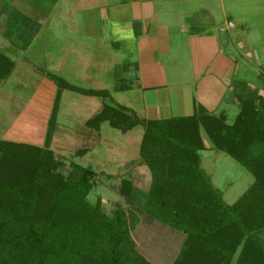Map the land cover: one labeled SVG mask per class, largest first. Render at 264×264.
Segmentation results:
<instances>
[{
    "label": "trees",
    "instance_id": "trees-1",
    "mask_svg": "<svg viewBox=\"0 0 264 264\" xmlns=\"http://www.w3.org/2000/svg\"><path fill=\"white\" fill-rule=\"evenodd\" d=\"M13 68V61L0 52V81ZM51 78L58 92L44 146L0 140V264H151L133 238L144 218L185 238L170 264H264L263 97L235 95L239 112L232 124L224 114L206 111L145 120L107 104L105 90L80 89ZM60 90L104 100L83 128L96 137L103 123L123 134L142 127L139 157L150 174L147 192L121 177L115 192L126 206L117 203L107 214L99 197L95 203L87 199L96 172L70 163L64 174L63 163L49 148ZM201 130L216 151L253 177L231 205L201 167ZM90 150L80 146L74 154L82 157Z\"/></svg>",
    "mask_w": 264,
    "mask_h": 264
},
{
    "label": "rangeland",
    "instance_id": "rangeland-1",
    "mask_svg": "<svg viewBox=\"0 0 264 264\" xmlns=\"http://www.w3.org/2000/svg\"><path fill=\"white\" fill-rule=\"evenodd\" d=\"M12 1L10 3L14 6L19 4L17 0ZM62 1L66 3L68 12L65 13L66 9L60 4L55 7L34 38L33 35L31 39L25 35L27 41H18L11 30L8 38L3 39L0 35V52L14 63L10 76L0 81V140L44 146L48 122L58 92L57 83L52 80V76L80 89L107 91L110 96L105 102L113 107L118 105L116 102H122L120 94L113 90L109 73L101 74L96 79L94 76L96 58L102 57L107 51L105 52L101 41L103 30L100 29L101 22L97 11H84L85 8H82L93 0ZM5 2L8 3V0ZM21 9L26 11L24 6ZM239 26L242 27L237 28V33H246L247 41L241 43L239 48L228 47L227 52L231 53L235 66L231 76V88L237 83L247 84L251 89L258 90V95L264 98V14L249 12L247 22ZM244 45L250 46L245 49L251 50L256 58L243 51L241 46ZM76 54L79 56H75ZM89 79L91 82H88ZM231 91L225 97L228 102H225L222 109L226 112L228 124L234 122L239 112V104ZM60 94L49 148L63 163L64 174L70 163L90 168L97 173V178L87 197L88 201L95 203L99 197L102 209L107 214L117 203L126 206L115 192L118 177L108 179L105 176L126 174L140 161L142 127L137 126L123 134L111 128L108 123H103L100 125L97 144L84 156L76 157L73 147L82 145L78 140H74V143L66 140V131L84 128L85 122L100 111L104 100L68 90H60ZM201 138L204 143V150L199 153L201 167L210 177L213 186L221 192L223 201L231 205L252 184L253 177L226 154L216 151L202 130ZM145 187L146 185L140 186L141 189ZM164 228L168 230L167 227ZM158 231L154 226L143 222L135 229L133 238L138 251L151 264H170L176 250L182 245L160 243L162 237Z\"/></svg>",
    "mask_w": 264,
    "mask_h": 264
},
{
    "label": "crops",
    "instance_id": "crops-1",
    "mask_svg": "<svg viewBox=\"0 0 264 264\" xmlns=\"http://www.w3.org/2000/svg\"><path fill=\"white\" fill-rule=\"evenodd\" d=\"M10 1L0 0V35L3 39L8 38L11 30L16 40L22 42L27 41L25 35L30 39L33 35L34 38L59 4L66 9L65 13L69 10L62 0H17L19 4L15 6ZM89 2L82 8L84 11H97L100 29L103 30L101 41L107 51L96 58L93 66L95 79L109 73L113 90L120 94L122 100L116 103L141 116L140 119L190 117L199 111L226 116L222 109L231 90L245 99L258 95V90L247 84L237 83L231 88L235 66L227 50L230 46L239 48L247 41L246 33H237V28L247 22L249 12L264 14V0ZM249 47L241 46L253 58V52L245 49ZM64 137L73 143L78 140L82 146L89 143L90 146L83 147L91 148L99 138L83 128L67 130ZM107 176L108 179L118 177L116 186L121 177H127L142 192H147L150 184L149 171L140 161L126 174ZM141 185L146 187L141 189ZM144 219L140 224L144 222L160 231V243L182 245L183 235Z\"/></svg>",
    "mask_w": 264,
    "mask_h": 264
},
{
    "label": "built area",
    "instance_id": "built-area-1",
    "mask_svg": "<svg viewBox=\"0 0 264 264\" xmlns=\"http://www.w3.org/2000/svg\"><path fill=\"white\" fill-rule=\"evenodd\" d=\"M229 26H231V24H229Z\"/></svg>",
    "mask_w": 264,
    "mask_h": 264
}]
</instances>
